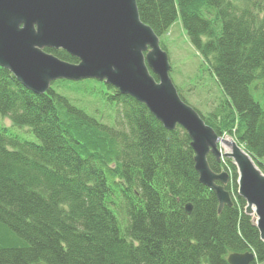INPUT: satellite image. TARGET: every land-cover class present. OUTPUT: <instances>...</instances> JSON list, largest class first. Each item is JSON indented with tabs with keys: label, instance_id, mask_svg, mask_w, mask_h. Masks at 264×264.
<instances>
[{
	"label": "trees",
	"instance_id": "obj_1",
	"mask_svg": "<svg viewBox=\"0 0 264 264\" xmlns=\"http://www.w3.org/2000/svg\"><path fill=\"white\" fill-rule=\"evenodd\" d=\"M137 6L160 40L180 23L225 96L208 116L194 109L264 173V0ZM46 52L79 62L62 49ZM0 114L13 123L0 126V264H229L230 254L246 252L264 264L233 161L208 156L214 172L229 175L233 206L219 211L188 133L168 131L132 97L97 80H59L37 96L0 67Z\"/></svg>",
	"mask_w": 264,
	"mask_h": 264
},
{
	"label": "water",
	"instance_id": "obj_2",
	"mask_svg": "<svg viewBox=\"0 0 264 264\" xmlns=\"http://www.w3.org/2000/svg\"><path fill=\"white\" fill-rule=\"evenodd\" d=\"M46 49H62L79 62L63 61ZM0 67L37 96L59 80H97L144 104L168 131L180 126L188 133L200 182L216 194L219 211L233 206L225 189L229 175L214 172L208 161L213 155L221 162L215 141L222 137L180 97L170 76L169 55L141 20L137 0H0ZM230 139L235 152L225 157L238 170V194L247 213L254 209L251 215L264 240V173ZM186 212L191 214V204ZM255 260L253 252L228 257L229 264Z\"/></svg>",
	"mask_w": 264,
	"mask_h": 264
},
{
	"label": "rangeland",
	"instance_id": "obj_3",
	"mask_svg": "<svg viewBox=\"0 0 264 264\" xmlns=\"http://www.w3.org/2000/svg\"><path fill=\"white\" fill-rule=\"evenodd\" d=\"M161 41L167 49L171 64L170 76L179 95L182 94L189 101L190 106L208 116L225 100V96L204 59L190 44L179 22L175 23ZM258 89L261 98L264 95V81L258 85ZM98 117L101 118V116ZM0 126L12 127L13 123L9 117L0 114ZM16 131L26 139L38 142L29 128H16ZM224 137L232 138L229 135H224ZM220 148L223 150L224 147ZM241 149L245 151L243 147Z\"/></svg>",
	"mask_w": 264,
	"mask_h": 264
},
{
	"label": "bare ground",
	"instance_id": "obj_4",
	"mask_svg": "<svg viewBox=\"0 0 264 264\" xmlns=\"http://www.w3.org/2000/svg\"><path fill=\"white\" fill-rule=\"evenodd\" d=\"M215 144L217 145V147L220 149V152H221V161H222V158L225 157L226 154L228 155H231L235 152V149L233 147V143H232V140L228 137H222L218 140L215 141ZM220 147H224L223 150L220 148ZM239 153L242 155V156H246V154L240 150ZM254 214V209L252 208L250 210V214Z\"/></svg>",
	"mask_w": 264,
	"mask_h": 264
}]
</instances>
